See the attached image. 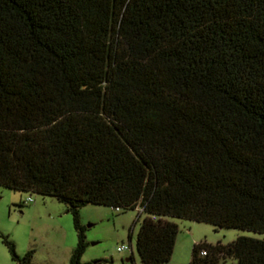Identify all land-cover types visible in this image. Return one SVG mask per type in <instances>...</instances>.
I'll return each mask as SVG.
<instances>
[{
    "label": "trees",
    "instance_id": "trees-1",
    "mask_svg": "<svg viewBox=\"0 0 264 264\" xmlns=\"http://www.w3.org/2000/svg\"><path fill=\"white\" fill-rule=\"evenodd\" d=\"M0 185L66 204L68 264L90 203L146 213L142 264H170L169 216L264 234V0H0ZM227 257L264 264V237L189 264Z\"/></svg>",
    "mask_w": 264,
    "mask_h": 264
},
{
    "label": "rangeland",
    "instance_id": "rangeland-1",
    "mask_svg": "<svg viewBox=\"0 0 264 264\" xmlns=\"http://www.w3.org/2000/svg\"><path fill=\"white\" fill-rule=\"evenodd\" d=\"M29 195L33 199L24 203ZM145 215L139 207L117 211L108 205H83L79 218L85 227L87 246L81 261L89 264H142L136 236ZM167 219L175 222L179 229L169 260L175 264H189L195 241L226 244L238 235L264 237L263 233L247 229L220 227L180 217L169 216ZM0 233L8 235L15 243L18 254L32 250L30 264H68L77 242L72 215L66 204L54 196L3 185H0ZM122 243H130L131 250H117ZM224 260L225 264H237L231 257L221 259L219 264ZM0 264H17L1 237Z\"/></svg>",
    "mask_w": 264,
    "mask_h": 264
},
{
    "label": "built area",
    "instance_id": "built-area-1",
    "mask_svg": "<svg viewBox=\"0 0 264 264\" xmlns=\"http://www.w3.org/2000/svg\"><path fill=\"white\" fill-rule=\"evenodd\" d=\"M32 199H33L32 196L29 195L23 202L27 203V202H30ZM116 210H119V208H116ZM194 243H197V242L195 241ZM125 249L131 250V244L130 243L129 244L122 243L121 245H119L117 247V250H119V251L125 250ZM199 252H200L201 255H204V254H206V249L202 248Z\"/></svg>",
    "mask_w": 264,
    "mask_h": 264
},
{
    "label": "crops",
    "instance_id": "crops-1",
    "mask_svg": "<svg viewBox=\"0 0 264 264\" xmlns=\"http://www.w3.org/2000/svg\"><path fill=\"white\" fill-rule=\"evenodd\" d=\"M169 263H170V264H175V263H173V262H171V261H169ZM221 264H225V260H224Z\"/></svg>",
    "mask_w": 264,
    "mask_h": 264
}]
</instances>
